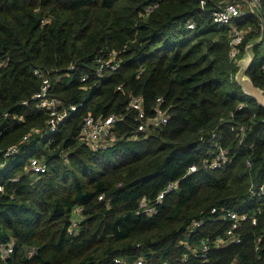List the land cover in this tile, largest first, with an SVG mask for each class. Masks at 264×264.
<instances>
[{
  "label": "trees",
  "instance_id": "obj_1",
  "mask_svg": "<svg viewBox=\"0 0 264 264\" xmlns=\"http://www.w3.org/2000/svg\"><path fill=\"white\" fill-rule=\"evenodd\" d=\"M201 1L0 0V264H264V197L250 192L264 184V109L235 80L230 29L212 20L231 0H206L204 8ZM258 12L264 21V0ZM237 23L246 32L241 59L260 20L245 11ZM111 53L119 68L97 76V59ZM254 54L247 75L264 90V38ZM36 68L60 75L52 96L78 106L55 132L33 100ZM130 95L143 97L149 115L162 98L167 124L134 139ZM88 113L118 117L109 148L82 141ZM216 129L231 159L209 171L203 163ZM14 145L18 153L4 159ZM31 158L46 172L31 171ZM192 165L198 169L188 174ZM177 181L153 216L137 213L142 198L154 200ZM225 211L247 216L235 231L240 241L202 258L201 241L229 228ZM196 220L203 226L190 231ZM7 246L13 252L3 259Z\"/></svg>",
  "mask_w": 264,
  "mask_h": 264
},
{
  "label": "built area",
  "instance_id": "obj_2",
  "mask_svg": "<svg viewBox=\"0 0 264 264\" xmlns=\"http://www.w3.org/2000/svg\"><path fill=\"white\" fill-rule=\"evenodd\" d=\"M261 0H234V1H223L221 2L216 10L212 14V20L215 24L228 27L230 29L231 41H230V56L235 62L238 60V56L241 52V45L244 40L245 32L238 28V19L243 15L244 12L241 11V6H246V11L250 12V9L258 11ZM206 5V0L201 1V6L204 8ZM157 7V5L155 6ZM150 11L152 7L148 8ZM195 26L194 22H190L188 28L193 29ZM98 69L97 76H102V73L108 68L116 71L119 68L118 62L115 61V53H111L109 58L99 57L97 59ZM2 64L0 63V71ZM74 67L71 66L69 69L72 70ZM34 75L41 81L40 90L33 96L38 107L42 110H47L49 114L48 125L51 132H55L65 119L69 117L72 112L78 110L76 104H71L68 107L63 104L62 101L52 96V84L53 82H59L60 75H55L53 78L50 77L49 73L43 69H34ZM90 78V75L86 74L81 77L82 82H86ZM54 79V81H53ZM118 90H122L119 86ZM163 99H157V105L154 107L151 115L147 113L144 106V100L142 96L130 95V102L128 104V110L135 113V120L138 123V128L134 139L138 138L141 134L148 135L152 130H156L165 124H167L169 116L166 109L163 107ZM239 109L241 106L238 107ZM118 120L116 115H111L106 118H95L92 113H88L84 119L82 125L81 134L82 141L92 147L95 150L107 149L111 146L113 138H110V132L113 125ZM232 132L238 131V136L245 133L244 127H234L231 129ZM28 136H25L23 141H27ZM200 140H204L201 137ZM210 142L212 143V149L208 152L209 157L205 159L203 163V168L205 170H217L226 165L230 159V151L228 148H224L221 144V134L218 130H213L210 133ZM242 142V140L240 141ZM19 145L11 146L7 149L4 154V159H8L16 155L19 151ZM5 161L0 163V168L3 167ZM250 165V163H248ZM197 166L192 165L188 174L193 173L197 170ZM30 170L36 174H42L46 172V166L40 162L37 158L30 159ZM179 188V182H171L166 188L158 194L154 200L148 198H142L138 204V214L146 215L147 217L153 216L158 209L159 204L169 193L175 192ZM2 187H0V191ZM252 195L264 197V184L258 186L252 185L251 191ZM102 198V197H101ZM213 212H216L215 209ZM79 210L74 211V218L72 220V225L69 229V234H74L78 228L79 221ZM225 221H229V228L226 231L225 236L218 237L213 242L207 240H202L199 247L200 256L206 259L210 247H219L229 242L238 243L240 239L235 235V231L239 229L241 222L247 219L246 215H240L235 212L225 211L222 215ZM203 220H196L191 223L188 227L190 231L196 232L201 226H203ZM188 249L197 253V249H193L190 245H187ZM13 252L12 246L4 247L1 251V257L6 259ZM115 264H146L144 258L137 259L134 263L126 261L124 258H116ZM167 264V263H164Z\"/></svg>",
  "mask_w": 264,
  "mask_h": 264
},
{
  "label": "water",
  "instance_id": "obj_3",
  "mask_svg": "<svg viewBox=\"0 0 264 264\" xmlns=\"http://www.w3.org/2000/svg\"><path fill=\"white\" fill-rule=\"evenodd\" d=\"M241 11H246V6H241ZM250 13L256 15L260 20V32L258 36L252 39L245 47V52L241 59L237 60L238 71L235 75V80L239 87H241L244 94L251 97L257 102L259 107L264 109V90L255 86L252 79L247 75L248 69L255 60L254 47L260 44L264 38V21L258 11L250 9Z\"/></svg>",
  "mask_w": 264,
  "mask_h": 264
},
{
  "label": "rangeland",
  "instance_id": "obj_4",
  "mask_svg": "<svg viewBox=\"0 0 264 264\" xmlns=\"http://www.w3.org/2000/svg\"><path fill=\"white\" fill-rule=\"evenodd\" d=\"M244 31V30H243ZM245 32V31H244ZM245 34H246V32H245Z\"/></svg>",
  "mask_w": 264,
  "mask_h": 264
}]
</instances>
